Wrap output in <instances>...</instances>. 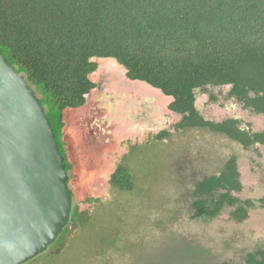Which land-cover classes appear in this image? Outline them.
Returning <instances> with one entry per match:
<instances>
[{
	"label": "trees",
	"instance_id": "obj_1",
	"mask_svg": "<svg viewBox=\"0 0 264 264\" xmlns=\"http://www.w3.org/2000/svg\"><path fill=\"white\" fill-rule=\"evenodd\" d=\"M0 53L34 90L63 157V112L82 107L95 88V60H112L127 80L172 98L168 109L182 116L177 130L208 128L248 146L232 120L198 116L192 93L204 86L230 85V96L264 115V0H0ZM254 141L264 146V132ZM236 178L229 161L218 177L196 182L193 218L209 221L231 208L232 220L246 219L252 204L230 194L241 189ZM109 185L132 190L131 171L118 165ZM87 220L72 207L67 226ZM67 226L48 248L63 243ZM44 253L25 264L44 261ZM244 264H264V246Z\"/></svg>",
	"mask_w": 264,
	"mask_h": 264
},
{
	"label": "rangeland",
	"instance_id": "obj_2",
	"mask_svg": "<svg viewBox=\"0 0 264 264\" xmlns=\"http://www.w3.org/2000/svg\"><path fill=\"white\" fill-rule=\"evenodd\" d=\"M95 62L97 70L90 78L114 92L119 110L101 107L92 91L84 106L63 112L65 154L73 167L72 207L86 212L88 220L71 224L63 243L47 248L44 261L31 264H244L247 253L264 246V149L233 148L199 129L174 133L171 128L179 117L167 110L171 98L127 80L124 69L112 60ZM138 101H151L152 124L138 120L133 106ZM201 103L202 98L196 103L199 110ZM202 112L214 121L239 116L253 130L264 131L263 115L242 111L241 105L222 96ZM158 125L170 135L153 143ZM234 151L242 184L237 197L263 204L243 223L232 221L229 210L211 221L194 219L186 166L217 172L221 153ZM122 155L131 156L136 174L135 189L125 194L108 184Z\"/></svg>",
	"mask_w": 264,
	"mask_h": 264
},
{
	"label": "water",
	"instance_id": "obj_3",
	"mask_svg": "<svg viewBox=\"0 0 264 264\" xmlns=\"http://www.w3.org/2000/svg\"><path fill=\"white\" fill-rule=\"evenodd\" d=\"M65 168L34 90L0 53V264L34 259L67 225Z\"/></svg>",
	"mask_w": 264,
	"mask_h": 264
},
{
	"label": "flooded vegetation",
	"instance_id": "obj_4",
	"mask_svg": "<svg viewBox=\"0 0 264 264\" xmlns=\"http://www.w3.org/2000/svg\"><path fill=\"white\" fill-rule=\"evenodd\" d=\"M150 89H152L153 91H156V93H158L157 95H159V96H164L165 98H170V97H167V96L163 95L159 90H156V89L151 88V87H150ZM230 89H231L230 85L213 86V87L212 86H204V87L196 88L193 91V93H192V96H194L193 106H194V109L197 112L198 116H200L204 122L211 123V124H217V123H222V122H224L226 120H232L233 124H231L229 126L232 129H234L237 133L240 131L241 132V133H239L240 136H242L247 141H250L247 147H244L242 144L238 143L236 140L230 138L229 136H226V135H224V134H222L220 132L213 131V130L208 129V128H186V129H183V130H177L176 129V125L180 122V120L182 119V116H180L178 114H175L174 112H171L168 109V105L173 101L172 98H171V101L169 102V104L167 105V110L169 112L177 115L179 117V121L172 126L171 130H173L174 133H177V132H183L185 130L199 129V130L207 132L210 135L218 136L221 139H224L227 142V144H229V146H231L233 148L241 149L243 151H247V150H249L251 148H256V147L264 149L263 145H261L260 143H257V142L254 141L255 134L263 133L264 131H255V130H253L251 125L247 121H245L242 118H240L239 116L223 118V119H221L219 121H214V120L208 119V118H206L204 116V114L202 112L203 108L207 107L208 105H212V104L218 102L220 96L225 97L226 100H233V101L236 102V104L241 105L242 111L249 112V113L254 114V115H263V114L256 113L251 106H247L246 107L245 104L243 102H240L236 97L230 96L229 95ZM92 91H95L93 96L96 97L97 101L100 102L101 107H108L110 112H114L115 109H116V111L119 110L118 108H119V105H121V104H120L119 98H118V101H116V102L114 101L115 98H113V96H116L114 94V92H110V91L107 92L105 90L104 86L100 85V83H96L95 84V88ZM246 96H248V98L250 100L254 99V94L251 93V92H248ZM200 98H202V103H201L202 109L199 110L197 108L196 103H197V100L200 99ZM152 100L153 99H151V101ZM150 102L138 101V103H133V106H134V109H135L134 111L137 112L138 120L141 121V122H145L147 124H152L153 123L152 118L154 117V114H153L154 112L152 111L151 105L149 104ZM147 105L149 107H147ZM64 127H65V123H64ZM64 127H63V136H62L60 142L61 141L63 142V144H61V146H62V149L64 151V162H65V164H70L69 160H68V156L65 154V151H67V145H66V143H64V141H66L65 140V136H64ZM148 128H151V126L149 125ZM156 128H157V131L152 136L153 143H159V142H161L162 140H164L165 138H167L170 135V131L169 130H165L164 127L158 125V126H156ZM163 134H165V135H163ZM130 151H131V149H130ZM223 154L224 153H221L222 156H220L219 168H218L217 172L206 171L205 169H201V168L198 169V168H196L194 166V164L192 166H190V167L186 166V170H187V173H188V176H189V180H190L189 186H188V192H187V195L189 196V201H190V209H191V212H193V210L191 208V204H192V201H193L192 196H193V193H194V186L196 185V182H198V181L202 182V181H204V179H208L209 180L213 176L218 177L220 175V172L223 170L224 166H226L228 164V162L230 161L234 165V169H235V172L237 174L236 181L241 186V189H240V191L238 193H235V191H231L230 194L233 197H236V198L240 199L241 201H246V200L250 201V203L252 204V207L249 208L248 211H247L246 219H244L243 221L236 222V221H234V220H232L230 218L232 221H234L236 223H243L249 218L250 212H252V211H254L256 209L257 204H260V206H261L263 204V201L262 200L254 201V200H251V199H241V198L237 197V195L242 192V184H241V181H240V172L238 170V159H239V157H238V154L235 151L234 152H230V153H226L225 155H223ZM130 157H131L130 155H122V157L119 160V163H117V165L115 166L114 170L116 169V167L118 165L123 164L125 167H127L131 171L132 176H133V184H134L135 183L136 174L131 169V165L132 164H130V162H131L129 160ZM72 169H73V167L71 165V170L69 172H67L68 173L67 184H68V189L70 190L71 195H73V193H72L71 188L69 186V181H71V179H73L72 175H71ZM114 170L111 172V174L114 172ZM108 184H109V179H108ZM109 187L111 189H113L114 192L124 193L125 194V193L133 192V190L135 189L136 186L134 184L132 190H130L128 192L127 191L123 192V191L114 189L110 185H109ZM224 192L225 191H223V193ZM71 199H72V197H71ZM224 210H229V214L232 211L231 208H225ZM213 219H211V220H213ZM211 220H209V221H211ZM68 223H69V221H68ZM69 227H70V225L67 226V228H69ZM256 248H259V247H256ZM256 248H255V250H256ZM252 252H249V253H252ZM249 253H247V254H249Z\"/></svg>",
	"mask_w": 264,
	"mask_h": 264
}]
</instances>
